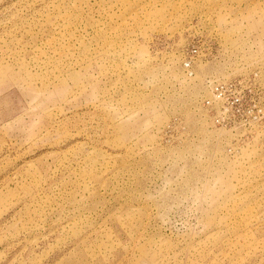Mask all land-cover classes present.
Here are the masks:
<instances>
[{"label":"rangeland","instance_id":"1","mask_svg":"<svg viewBox=\"0 0 264 264\" xmlns=\"http://www.w3.org/2000/svg\"><path fill=\"white\" fill-rule=\"evenodd\" d=\"M0 264H264V0H0Z\"/></svg>","mask_w":264,"mask_h":264}]
</instances>
